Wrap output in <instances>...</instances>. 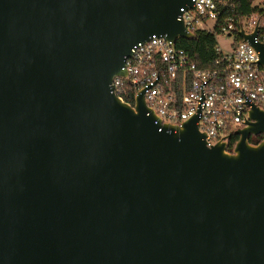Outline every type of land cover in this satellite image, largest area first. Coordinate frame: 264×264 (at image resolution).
Here are the masks:
<instances>
[{"label":"water","instance_id":"obj_1","mask_svg":"<svg viewBox=\"0 0 264 264\" xmlns=\"http://www.w3.org/2000/svg\"><path fill=\"white\" fill-rule=\"evenodd\" d=\"M192 6L0 0V264H264V109L230 151L111 86Z\"/></svg>","mask_w":264,"mask_h":264},{"label":"built area","instance_id":"obj_2","mask_svg":"<svg viewBox=\"0 0 264 264\" xmlns=\"http://www.w3.org/2000/svg\"><path fill=\"white\" fill-rule=\"evenodd\" d=\"M193 6L182 8L178 19L195 32L205 30L234 37L220 55L216 66L203 68L189 53L177 46L166 34H153L132 48L125 56L122 70L112 81L113 91L122 99L144 92L145 102L162 124L180 126L196 118L205 134L207 146L228 141V150L235 131L246 125L253 107L264 109V66L260 52L242 32H256L255 42L264 44V0H251L252 11L240 15L237 0H192Z\"/></svg>","mask_w":264,"mask_h":264},{"label":"trees","instance_id":"obj_3","mask_svg":"<svg viewBox=\"0 0 264 264\" xmlns=\"http://www.w3.org/2000/svg\"><path fill=\"white\" fill-rule=\"evenodd\" d=\"M237 10L240 15H245L252 11L251 0H237ZM195 35L190 38H180L177 41V46L185 49L191 58L203 68H212L216 66L217 60L220 58L216 50L217 40L215 34L205 30H196ZM133 93L125 97L126 101L132 102ZM264 138L263 134L250 137V142L253 144L259 143ZM238 136L234 137V140Z\"/></svg>","mask_w":264,"mask_h":264},{"label":"rangeland","instance_id":"obj_4","mask_svg":"<svg viewBox=\"0 0 264 264\" xmlns=\"http://www.w3.org/2000/svg\"><path fill=\"white\" fill-rule=\"evenodd\" d=\"M261 1V0H258ZM218 45L222 48L224 52L230 50L229 44L234 40V37H228L227 35H218L217 36Z\"/></svg>","mask_w":264,"mask_h":264},{"label":"flooded vegetation","instance_id":"obj_5","mask_svg":"<svg viewBox=\"0 0 264 264\" xmlns=\"http://www.w3.org/2000/svg\"><path fill=\"white\" fill-rule=\"evenodd\" d=\"M235 136H238V139H239V135H233L232 137H231V145L233 144V142H237L238 141V139H236V140H234V137Z\"/></svg>","mask_w":264,"mask_h":264}]
</instances>
